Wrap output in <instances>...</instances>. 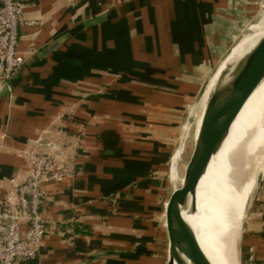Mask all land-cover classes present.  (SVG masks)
Listing matches in <instances>:
<instances>
[{
  "label": "crops",
  "instance_id": "1",
  "mask_svg": "<svg viewBox=\"0 0 264 264\" xmlns=\"http://www.w3.org/2000/svg\"><path fill=\"white\" fill-rule=\"evenodd\" d=\"M23 1L24 20L33 24L21 28L20 53L36 52L75 26L101 18L47 61L26 69L17 78L13 101L5 99L0 105V201L10 191L11 181L25 173L23 152L41 135L62 143L69 164L76 168L73 177L46 186L49 196L43 216L51 231L30 264H164V253L155 256L152 246L119 237L110 227L97 232L98 224L111 211L109 197L131 188L136 195L150 196L153 181L146 180L150 172L141 162L149 149L137 144L138 128L144 121L167 123L163 107L176 106L173 100L180 99L188 83L196 97L198 74H205L204 79L238 34L248 0ZM150 84L156 86L152 104L147 96ZM254 95L261 101L264 85ZM105 143L116 155L108 161L101 154ZM263 167L264 117L238 168L237 178L245 179L240 184L244 194H251ZM120 184H126L120 192L104 194ZM108 217L109 223L118 218ZM250 217L243 243L260 264ZM162 242H167L166 234ZM105 250L138 252L97 258ZM214 252L215 247L208 258L211 264H217L212 262Z\"/></svg>",
  "mask_w": 264,
  "mask_h": 264
},
{
  "label": "water",
  "instance_id": "2",
  "mask_svg": "<svg viewBox=\"0 0 264 264\" xmlns=\"http://www.w3.org/2000/svg\"><path fill=\"white\" fill-rule=\"evenodd\" d=\"M261 14H264V0H248L245 3L242 16L239 20L240 27L238 34L229 43L224 52L213 62L195 97L192 111L184 126V129L189 127L191 130L192 128L191 142H193V150L185 166L182 179L178 174L179 184L177 185V189H174L171 184L172 191L164 207L165 233L167 238V258L164 264H211L204 254L192 226L184 215L187 210L191 213L196 212L197 188L201 179L206 174L212 158L221 149L242 106L264 79V38L258 41L256 47L242 64L229 66L224 70L221 76L223 82L217 84L208 98L197 136L195 135L197 114L193 112V109L205 94L208 83L218 70V67L231 54L233 48L251 31ZM100 20L96 19L86 22L84 25H77L49 46L34 52L23 68L13 76L8 85L0 90V105L5 99L10 103L13 101L18 83L17 78L26 69L33 68L34 65L47 61L49 57L61 50L69 40L74 39L79 31L83 28L96 27ZM228 82H230L229 85L227 84ZM184 129L179 147L182 143ZM41 145L42 142L38 139L30 142L29 149ZM114 152L115 150L111 144H103L101 154L105 161L115 158ZM181 180H183L182 185L180 184ZM124 185L126 184H120L116 188L104 192V194L120 192L125 187ZM249 197V203L252 200L251 206L253 204V208L251 207V214L249 213L247 216H251L250 218H252L250 222L255 243L259 248L260 264H264V167L263 171L257 174L255 188ZM137 252L138 250L131 252L105 250L98 252L97 258L109 256L110 254L124 256L127 253L132 255Z\"/></svg>",
  "mask_w": 264,
  "mask_h": 264
},
{
  "label": "rangeland",
  "instance_id": "3",
  "mask_svg": "<svg viewBox=\"0 0 264 264\" xmlns=\"http://www.w3.org/2000/svg\"><path fill=\"white\" fill-rule=\"evenodd\" d=\"M198 75L199 87L203 82L202 77L205 74H202V77L201 74ZM150 79L152 80L151 75ZM134 81L136 82L137 80L135 79ZM147 88L149 91L147 96L150 100L156 86L150 84ZM184 89L185 90H183V94L180 99L176 98L172 102L174 103L177 101L176 106L171 107V105H169L168 107H163V109H167V113H165V118L163 119L167 123L160 125L161 122H159L160 124H150V122L147 123L144 121L145 124L143 126H139L138 128L139 134L137 136L140 143L137 144L140 146H148L149 149H147L148 152H146L147 158H144L141 162L150 172L145 178L148 181L151 179L153 181V185L148 184V186L151 185L154 187L152 193L148 196L141 194L133 195L136 192H128L129 194L124 198L118 196L109 197L106 201L110 204L109 208L111 211L105 215L103 221L98 224L100 227L98 226L99 228H97V232L105 233L107 230L109 231L108 227H110L112 232L118 231L119 237L130 236L132 237L133 242L142 240L144 245L153 247V254L155 256H162L164 253L165 260L167 258V242L165 244L162 242L166 234L165 213L164 207L161 209L160 207L164 206L169 194L172 191L173 184L170 177L172 172L175 171L182 179L185 166L188 163L193 150V142H191L192 128L190 127L191 130L189 127L184 129V126L188 121L189 114L192 111V106L195 103V98L193 99V93L195 90H193V86L189 83L187 86L185 85ZM146 99L147 98L145 96L143 100L145 101L144 103H146ZM150 103L152 104L153 102L151 101ZM155 103H157V101H155ZM168 111L171 113H168ZM193 112L198 114L199 110H193ZM183 129V144L178 149ZM146 141L149 142L146 143ZM177 149L183 150L182 159L178 167L172 168L171 158L176 151H178ZM244 180L242 177L237 178L234 186L230 201V211L222 232L223 237L218 241L213 255L212 262L217 261V264H235L236 255L232 240L235 234L239 232H242V236L240 240L241 249L238 253L237 264H257L250 249H248L243 243V233L245 232V226L247 219L249 218L247 215H249L250 209L253 208V204L251 206L252 200H250L251 203H249V194H244V184L240 185ZM109 215H114L118 218H112V223H109L108 220L111 219L108 217ZM223 256L225 258H223ZM148 263L154 264L151 261H148Z\"/></svg>",
  "mask_w": 264,
  "mask_h": 264
},
{
  "label": "built area",
  "instance_id": "4",
  "mask_svg": "<svg viewBox=\"0 0 264 264\" xmlns=\"http://www.w3.org/2000/svg\"><path fill=\"white\" fill-rule=\"evenodd\" d=\"M24 10L23 0H0L2 88L34 53L33 49L19 52L21 28L33 24L24 20ZM38 139L41 146L23 152L27 164L25 173L11 181L10 191L0 201V264H30L36 259L51 231L43 216L49 196L46 186L76 175L62 143L55 142L49 134Z\"/></svg>",
  "mask_w": 264,
  "mask_h": 264
},
{
  "label": "bare ground",
  "instance_id": "5",
  "mask_svg": "<svg viewBox=\"0 0 264 264\" xmlns=\"http://www.w3.org/2000/svg\"><path fill=\"white\" fill-rule=\"evenodd\" d=\"M261 38H264V14L258 17L255 26L244 39L233 48L231 54L218 67V70L208 83L205 94L202 99L198 101L196 108L193 109L199 110L195 129L196 136L202 122L208 98L217 84L223 82V78L221 77L222 73L229 66L242 64ZM227 84L229 85L230 82ZM263 85L264 79L242 106L221 149L212 158L207 172L201 179L197 188L196 212L191 213L187 210L184 215L192 226L207 258L211 255L214 247L216 250L218 241L223 237L222 232L230 211L231 195L235 186L241 159L248 141L253 136L255 128L264 117V97L260 101V96L254 95ZM182 144L183 138L180 147ZM182 155L183 150L176 153L172 168L180 165ZM170 177L174 189H177V185L179 184L178 175L173 171ZM182 183L183 180H181L180 184L182 185ZM241 236L242 232H239L235 234L232 240L233 246L235 247V264H237L238 253L241 249Z\"/></svg>",
  "mask_w": 264,
  "mask_h": 264
},
{
  "label": "trees",
  "instance_id": "6",
  "mask_svg": "<svg viewBox=\"0 0 264 264\" xmlns=\"http://www.w3.org/2000/svg\"><path fill=\"white\" fill-rule=\"evenodd\" d=\"M155 177H156V176H155ZM134 190H135V188H131L130 190L124 191V192H122L118 197L124 198V197H126V195H128L130 192H135ZM128 192H129V193H128ZM133 195H136V193H134ZM75 232L79 233L80 230L75 229Z\"/></svg>",
  "mask_w": 264,
  "mask_h": 264
}]
</instances>
